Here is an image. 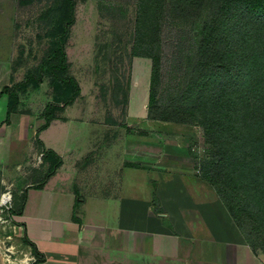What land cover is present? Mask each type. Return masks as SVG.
<instances>
[{
    "label": "crops",
    "instance_id": "obj_1",
    "mask_svg": "<svg viewBox=\"0 0 264 264\" xmlns=\"http://www.w3.org/2000/svg\"><path fill=\"white\" fill-rule=\"evenodd\" d=\"M13 78L11 58L0 53V205L2 193L10 191L12 220L27 239L21 251L30 264H264V250L247 239L198 168L172 165L161 151L147 156L140 150L145 139L128 130L112 132L97 149L93 129L88 145L95 150L83 162L88 146L78 136L80 121L67 118L72 103L58 108L63 114L34 122L32 113L21 114V99L8 117L10 97L1 91ZM22 124L61 161L49 173L51 156L45 157L42 177L32 173L17 184L21 160L12 151ZM63 127L70 139L60 147L47 133ZM2 254L0 248V264Z\"/></svg>",
    "mask_w": 264,
    "mask_h": 264
},
{
    "label": "rangeland",
    "instance_id": "obj_2",
    "mask_svg": "<svg viewBox=\"0 0 264 264\" xmlns=\"http://www.w3.org/2000/svg\"><path fill=\"white\" fill-rule=\"evenodd\" d=\"M213 2L207 1L195 15L181 13L171 0L162 4L161 30L157 37L166 100L186 84L196 60L200 28ZM66 10L65 0H0V53L12 60V88L19 103L22 99L21 114L32 113L35 122L42 112L56 117L64 113L58 108L72 103L67 118L80 121L78 136L82 145L88 146L83 149V162L95 150L90 148L93 143L88 145L92 135H97L94 146L101 149V141L112 132L120 136L128 130L130 136L145 139L140 150L146 151L147 156L161 151L165 161L172 165L200 170L211 156V146L198 124L136 116L148 112L147 79L153 63L152 58L133 53L137 3L74 0L73 18L68 25ZM61 38L66 53L65 69L57 67L60 60L55 55ZM29 127L20 125L21 134L13 144L12 157L21 160L19 175L13 177L17 184L28 181L27 176L32 173L35 178L42 177L44 172L47 154L39 135L31 133ZM47 136L60 147L70 139L65 127L55 128ZM49 160V168L58 161L56 156ZM21 174L26 177L21 178ZM217 192L221 194L219 189ZM221 199L228 207L226 200ZM14 210L11 203L0 205V215L8 218L0 221V248L3 252L5 246H12L15 252L24 255L21 249L27 245V239L12 220ZM238 220L247 239L262 248V239L251 220L244 215Z\"/></svg>",
    "mask_w": 264,
    "mask_h": 264
},
{
    "label": "trees",
    "instance_id": "obj_3",
    "mask_svg": "<svg viewBox=\"0 0 264 264\" xmlns=\"http://www.w3.org/2000/svg\"><path fill=\"white\" fill-rule=\"evenodd\" d=\"M132 1L138 11L133 53L153 62L147 117L201 127L211 146V156L200 168L202 176L219 189L238 222L243 215L251 220L264 250V0H214L202 22L186 84L168 100L157 37L166 0ZM171 1L181 13L195 15L209 0ZM65 4L68 25L74 0ZM55 55L60 60L57 67L65 69L62 38ZM1 92L10 97L9 117L19 97L12 86ZM50 115L43 112L47 121ZM45 151L47 157L58 159L52 173L61 158L51 149Z\"/></svg>",
    "mask_w": 264,
    "mask_h": 264
},
{
    "label": "built area",
    "instance_id": "obj_4",
    "mask_svg": "<svg viewBox=\"0 0 264 264\" xmlns=\"http://www.w3.org/2000/svg\"><path fill=\"white\" fill-rule=\"evenodd\" d=\"M12 194L10 191L3 192L1 195L2 205L8 206L11 203ZM0 221H8L0 215ZM3 254L1 256V264H30L31 258L24 254L22 257L16 256L15 250L12 246H5Z\"/></svg>",
    "mask_w": 264,
    "mask_h": 264
}]
</instances>
